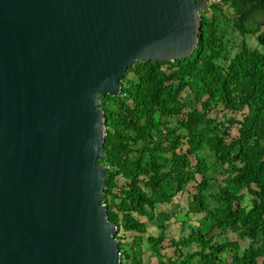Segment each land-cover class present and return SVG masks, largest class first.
Returning <instances> with one entry per match:
<instances>
[{
  "label": "water",
  "instance_id": "water-1",
  "mask_svg": "<svg viewBox=\"0 0 264 264\" xmlns=\"http://www.w3.org/2000/svg\"><path fill=\"white\" fill-rule=\"evenodd\" d=\"M208 3L0 0V264H123L102 98L192 58Z\"/></svg>",
  "mask_w": 264,
  "mask_h": 264
},
{
  "label": "trees",
  "instance_id": "trees-1",
  "mask_svg": "<svg viewBox=\"0 0 264 264\" xmlns=\"http://www.w3.org/2000/svg\"><path fill=\"white\" fill-rule=\"evenodd\" d=\"M253 39L264 47V0H223L203 15L192 58L137 62L121 93L102 98L103 203L123 264H144L145 245L159 264H264V50ZM184 195L188 211L162 210ZM174 216L198 226L172 256ZM149 223L160 234L145 244Z\"/></svg>",
  "mask_w": 264,
  "mask_h": 264
},
{
  "label": "rangeland",
  "instance_id": "rangeland-1",
  "mask_svg": "<svg viewBox=\"0 0 264 264\" xmlns=\"http://www.w3.org/2000/svg\"><path fill=\"white\" fill-rule=\"evenodd\" d=\"M250 43L253 47L260 48V50H262V51L264 50V47L260 46V44L257 42L256 39L250 40ZM212 117L217 118V119H223L225 116H223V113L220 110L216 109L212 112ZM193 185L196 186V184H193ZM189 203H190L189 195H184L182 197H179L174 202V204H172L170 206L163 207L162 210H165L168 212L177 211V209L179 210V208H177V205L180 204L182 209H185L188 211L190 208ZM250 203H251V198L249 197L247 202H246V206H249ZM185 213H180V214H185ZM192 216H195V215H192ZM191 226H198V222L196 220H193V222H190L188 224L187 222H184L183 220H178V218L175 216H174V218H172L171 223L169 225V230L167 233L168 240L165 244L166 250L164 253L166 255L174 256L175 251H176V248H174V245H173L174 241L179 242L182 239H184V236L185 235L187 236L190 233ZM159 234H160V229L158 227L154 226L153 224L149 223L148 232H147V234H145L143 236L144 243L146 244V241L149 237H152V236L158 237ZM237 238L238 237L234 236V235H228L227 236V240H236ZM195 250H196V248L193 249V251H195ZM150 255H152V251H150L149 247L147 245H145L144 264H159L157 259L150 260Z\"/></svg>",
  "mask_w": 264,
  "mask_h": 264
},
{
  "label": "built area",
  "instance_id": "built-area-1",
  "mask_svg": "<svg viewBox=\"0 0 264 264\" xmlns=\"http://www.w3.org/2000/svg\"><path fill=\"white\" fill-rule=\"evenodd\" d=\"M223 0H209L206 12H208V17L212 18L214 15V7L222 6Z\"/></svg>",
  "mask_w": 264,
  "mask_h": 264
}]
</instances>
